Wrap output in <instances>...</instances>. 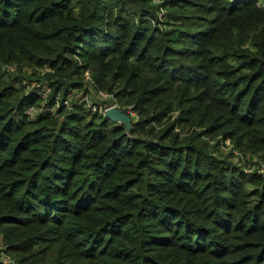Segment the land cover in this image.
Instances as JSON below:
<instances>
[{"label": "trees", "instance_id": "16d2710c", "mask_svg": "<svg viewBox=\"0 0 264 264\" xmlns=\"http://www.w3.org/2000/svg\"><path fill=\"white\" fill-rule=\"evenodd\" d=\"M249 160L264 0H0V264H264Z\"/></svg>", "mask_w": 264, "mask_h": 264}, {"label": "built area", "instance_id": "2783aa9c", "mask_svg": "<svg viewBox=\"0 0 264 264\" xmlns=\"http://www.w3.org/2000/svg\"><path fill=\"white\" fill-rule=\"evenodd\" d=\"M155 2H158V1H155ZM83 77H84V79H88V75H87V73H84L83 74ZM27 90H34L35 91V93L37 94V96L39 97V101L40 102H42V101H44L45 100V98H46V96H47V94H48V92H49V90L45 87V86H41V85H39V84H37V83H31L29 86H27ZM99 93V96H100V98H106V97H109V95H106L105 93H101V92H98ZM82 100L84 101V103H85V106L87 107V109L89 110V109H98V110H101V116H103V113H104V111L107 109V108H109V107H115V108H117V106L116 105H114V104H108V105H103V107H98V108H96V107H94L93 105H92V103H90V101L88 100V98H87V96L86 95H84L83 97H82ZM68 102H69V99H65V100H63L62 101V105L63 106H67L68 105ZM36 111V108L34 107V106H30V107H28L26 110H25V113H26V115H28V116H31V115H33V113ZM121 111H123V112H126L127 114H129V115H131L132 114V111H131V108H129V107H127L126 109H124V110H121ZM2 248V246H0V249ZM0 259H2L3 261H5L6 263H9L10 262V260H9V258L7 257V256H3V254L2 253H0Z\"/></svg>", "mask_w": 264, "mask_h": 264}, {"label": "rangeland", "instance_id": "374dc122", "mask_svg": "<svg viewBox=\"0 0 264 264\" xmlns=\"http://www.w3.org/2000/svg\"><path fill=\"white\" fill-rule=\"evenodd\" d=\"M83 81L85 82L86 80L83 78ZM88 95L90 96V97H88V100H89V98L91 99V100H93V93H92V91H90L89 93H88ZM90 101V100H89ZM65 107V106H64ZM117 109H119V108H117ZM121 110V109H120ZM88 111H91V112H95V113H97L99 116H101V110H98V109H89ZM128 116H129V118H130V121L131 120H133V119H136L137 118V115H136V113H134V112H132V114L131 115H129L128 114ZM220 149L223 151V152H227L228 151V146H227V144H225V146H220ZM246 169H245V172L248 174V175H251V174H254V175H258L257 177H259L260 178V180H262V181H264V164H258L256 161H254V160H249V162L246 164ZM257 183H259V181L257 182ZM247 187L249 188V189H251V188H253L254 187V185H250V184H248L247 185Z\"/></svg>", "mask_w": 264, "mask_h": 264}, {"label": "water", "instance_id": "95a60500", "mask_svg": "<svg viewBox=\"0 0 264 264\" xmlns=\"http://www.w3.org/2000/svg\"><path fill=\"white\" fill-rule=\"evenodd\" d=\"M102 117L109 119L111 122L115 123L116 125H123L125 129L129 127L131 122L126 112H123L115 107L107 108L104 111Z\"/></svg>", "mask_w": 264, "mask_h": 264}]
</instances>
